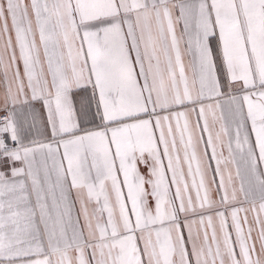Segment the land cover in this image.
Wrapping results in <instances>:
<instances>
[{
	"label": "snow or ice",
	"instance_id": "snow-or-ice-1",
	"mask_svg": "<svg viewBox=\"0 0 264 264\" xmlns=\"http://www.w3.org/2000/svg\"><path fill=\"white\" fill-rule=\"evenodd\" d=\"M0 264H264V0H0Z\"/></svg>",
	"mask_w": 264,
	"mask_h": 264
},
{
	"label": "crops",
	"instance_id": "crops-1",
	"mask_svg": "<svg viewBox=\"0 0 264 264\" xmlns=\"http://www.w3.org/2000/svg\"><path fill=\"white\" fill-rule=\"evenodd\" d=\"M20 120H21V122H24V121L27 120L30 123L31 122V117L27 116V115H21L20 116ZM32 136L37 138V139H42V137L39 136V125L37 126V128L32 129ZM231 170H232L234 182H235V184H236V186L238 188L239 187V183H240V179L236 177V169H235L234 166H232Z\"/></svg>",
	"mask_w": 264,
	"mask_h": 264
}]
</instances>
